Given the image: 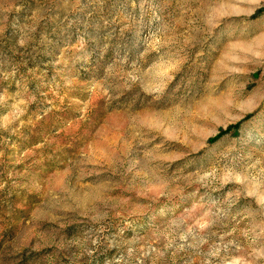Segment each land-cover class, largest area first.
<instances>
[{
    "label": "rangeland",
    "instance_id": "obj_1",
    "mask_svg": "<svg viewBox=\"0 0 264 264\" xmlns=\"http://www.w3.org/2000/svg\"><path fill=\"white\" fill-rule=\"evenodd\" d=\"M262 8L0 0V264H264Z\"/></svg>",
    "mask_w": 264,
    "mask_h": 264
},
{
    "label": "trees",
    "instance_id": "obj_2",
    "mask_svg": "<svg viewBox=\"0 0 264 264\" xmlns=\"http://www.w3.org/2000/svg\"><path fill=\"white\" fill-rule=\"evenodd\" d=\"M263 11H264V8L260 9L258 11V13H262ZM240 126H241V123H238V124H235L233 126H230V128L228 130H225L224 132H222V134L220 136H222V135H224L226 133H229V132H231V133H238ZM214 141H216V139Z\"/></svg>",
    "mask_w": 264,
    "mask_h": 264
}]
</instances>
